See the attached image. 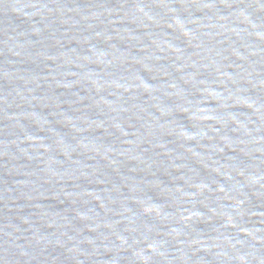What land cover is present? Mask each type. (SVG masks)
Wrapping results in <instances>:
<instances>
[{
    "label": "water",
    "instance_id": "water-1",
    "mask_svg": "<svg viewBox=\"0 0 264 264\" xmlns=\"http://www.w3.org/2000/svg\"><path fill=\"white\" fill-rule=\"evenodd\" d=\"M0 264H264V0H0Z\"/></svg>",
    "mask_w": 264,
    "mask_h": 264
}]
</instances>
